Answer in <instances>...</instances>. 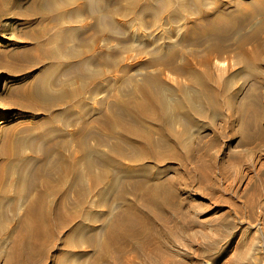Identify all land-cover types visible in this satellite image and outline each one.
<instances>
[{"label":"rangeland","instance_id":"374dc122","mask_svg":"<svg viewBox=\"0 0 264 264\" xmlns=\"http://www.w3.org/2000/svg\"><path fill=\"white\" fill-rule=\"evenodd\" d=\"M31 1L0 0V264L88 263L94 251L86 242L75 244L71 229L48 252L14 246L16 218L43 189L36 186L21 196L20 174L49 169L63 141L67 153L78 154L81 131L82 139L106 149L92 133L103 128L110 104L137 88L145 72L159 67L174 84L182 81L190 88V78L170 65L183 60L182 49L197 64L202 58L204 47L189 44L188 27L203 12L239 0H94V5L49 0L48 17L24 14ZM240 1L247 8L233 14L236 21L258 5ZM236 52L232 45L227 54L210 56L209 69L229 88L217 104L196 102L179 158L154 166L163 176L179 178L166 210L171 215L178 206L171 224L182 238L171 245L175 255L163 251L174 264H264V63H241ZM249 92L245 124L235 104ZM175 127L184 130L180 122ZM95 155L110 160L101 151ZM120 164L131 167L132 175L146 173L130 157ZM88 199L97 215L107 210L104 198ZM110 201L116 208L118 203ZM183 222L188 224L181 230Z\"/></svg>","mask_w":264,"mask_h":264},{"label":"bare ground","instance_id":"6f19581e","mask_svg":"<svg viewBox=\"0 0 264 264\" xmlns=\"http://www.w3.org/2000/svg\"><path fill=\"white\" fill-rule=\"evenodd\" d=\"M86 1L94 5V0ZM256 2L257 7L239 21L233 14L247 8L240 0L229 8L220 4L213 12H203V17L188 27L190 39L185 40L204 47L201 60L197 64L182 49L179 54L183 60L168 64L171 63L176 73L190 78V88L182 81L174 84L159 67L145 72L137 88L126 91L110 104L101 118L103 128L92 133L97 144L106 149L82 139L81 131L76 136L78 154L67 153L68 142L63 141L58 158L51 160L49 169L38 167L27 175L20 174L19 179L25 181L21 196L36 186L43 189L33 197L24 214L16 218L13 242L19 251L48 252L60 242L63 232L71 229L75 244L86 242L92 247L94 253L89 264H174L163 251L168 249L171 256L175 255L171 245L182 238L171 224L179 214L178 206L171 215L166 210L179 178L163 176L154 166L179 158L183 136L197 115L196 102L217 104L229 88L209 69L211 55L227 54L233 45L241 63H264L261 51L264 50V0H256L252 5ZM51 9L49 0H32L22 12L48 17ZM249 43L253 44L252 48ZM228 69L229 65L224 71ZM80 79L84 84L85 76ZM251 96L249 92L235 104L245 124L250 118L245 103ZM178 122L183 125V131L175 127ZM99 151L110 160L99 161L95 155ZM126 157L142 164L146 173L132 175L131 167L120 164ZM77 159L81 160V166ZM97 166H101V172H96ZM94 194L106 200L107 210L100 216L91 209L93 205L88 199ZM131 194L133 199L127 201ZM110 199L118 203L116 208ZM187 224L183 222L178 227L182 230ZM63 241L68 244V237ZM130 252L142 261L130 257Z\"/></svg>","mask_w":264,"mask_h":264}]
</instances>
